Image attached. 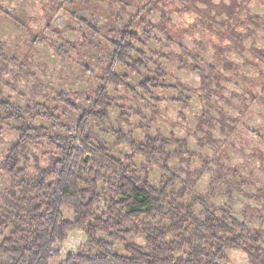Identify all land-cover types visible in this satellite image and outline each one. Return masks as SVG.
Instances as JSON below:
<instances>
[{"label": "rangeland", "instance_id": "obj_1", "mask_svg": "<svg viewBox=\"0 0 264 264\" xmlns=\"http://www.w3.org/2000/svg\"><path fill=\"white\" fill-rule=\"evenodd\" d=\"M128 33L140 38L133 43L136 52L130 54L131 61L141 59L146 69L135 73L117 64L115 73L127 77L125 84H106L111 44ZM261 54L264 0H0V101L8 99L29 109L32 115L24 114L27 125L44 127L78 147L74 134L53 129L48 120L35 116L42 112L36 105L58 118L61 126L74 128L92 106L97 89L104 87L108 120L90 124L94 153L86 154L87 161L99 160L96 150L103 147L108 156L135 168L140 180L157 189L167 178L163 162L133 155L129 143L118 141L113 131L137 143L149 137L180 141L165 148L178 152L167 163L179 178L169 193L185 190L175 198L180 203L195 195L205 197L211 207L228 211L260 235L264 248ZM156 78L162 85L150 93L140 87ZM60 93L76 111L60 100ZM19 127L18 121L0 118V164ZM34 152L45 167L55 150L42 143L34 146ZM28 160L32 176L34 157L29 155ZM9 183L0 172V193ZM99 188L103 191L106 185L100 183ZM107 202L102 197L97 216L106 211ZM193 211L202 217L198 200ZM61 213L64 221L75 218L69 206H63ZM10 230H1L0 241ZM98 238L107 239L103 234ZM129 240L145 244L141 234ZM113 245L115 254L128 255L121 242ZM54 251L58 254L49 264H61L80 251L96 253L81 229L67 232ZM219 263L251 264L237 249H227Z\"/></svg>", "mask_w": 264, "mask_h": 264}, {"label": "trees", "instance_id": "obj_2", "mask_svg": "<svg viewBox=\"0 0 264 264\" xmlns=\"http://www.w3.org/2000/svg\"><path fill=\"white\" fill-rule=\"evenodd\" d=\"M139 41V36L128 33L111 44L106 84H125L127 77L115 73L117 64L135 73L146 69L141 59L130 58L136 52L133 43ZM161 85L156 78L145 80L140 87L150 93V89ZM59 97L73 111L77 110L66 94L60 93ZM108 100L105 88L97 89L92 106L82 113L74 128L61 126L58 118L36 105L42 112L35 116L48 120L53 129L62 128L74 134L73 139H79L78 147L44 127L27 125L24 114L32 115L29 109L26 111L8 99L0 101V118L20 123L17 138L0 164V172L10 180L0 193V236L1 230L11 228L0 241V264H49L58 254L54 245L76 229L86 233L96 253L80 251L68 255L61 264H221L219 261L224 259L227 249L243 251L251 264H264L261 236L249 231L228 211L211 207L205 197L198 195L188 203L178 202L175 198L182 197L185 190L176 195L169 193L179 178L171 173L167 163L178 152H166L165 148L180 141L149 137L137 143L113 131L118 141L129 143L133 155L159 158L163 162L162 170L167 178L157 189L140 180L135 168L108 156L102 146L96 150L99 160L87 161L86 154L94 153L90 124L108 120ZM42 143L55 150L48 155L49 163L45 167L39 165L34 152V146ZM29 155L34 157L32 176L27 171ZM100 183L106 185L105 190H100ZM102 197L108 199L106 211L97 216L96 207ZM196 200L203 208L201 218L193 211ZM63 206L72 208L75 217L72 221L62 219ZM128 223L131 226L126 229ZM99 234L107 239L98 238ZM139 234L144 237L143 246L129 240ZM170 237L173 239L169 240ZM115 242L124 245L127 256L114 253Z\"/></svg>", "mask_w": 264, "mask_h": 264}]
</instances>
